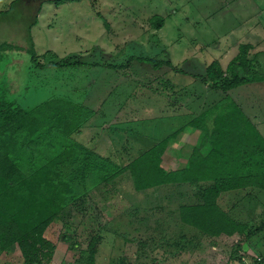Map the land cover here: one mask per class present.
<instances>
[{
	"label": "rangeland",
	"instance_id": "rangeland-1",
	"mask_svg": "<svg viewBox=\"0 0 264 264\" xmlns=\"http://www.w3.org/2000/svg\"><path fill=\"white\" fill-rule=\"evenodd\" d=\"M11 1L0 0V12ZM35 14L33 65L24 49ZM155 16L163 20L159 30L151 25ZM1 43L22 50L0 53V97L24 110L51 99L84 107L90 116L68 141L110 173L165 138L160 167L184 168L204 137L186 125L221 100L237 105L264 140V82L223 93L194 78L208 67L224 72L241 44L264 62V0H43L38 8L20 0L0 16ZM68 56L84 65L52 64ZM208 149L199 146L201 154ZM89 181L80 179V197L44 231L51 255L35 264H85L89 244L94 264H264L261 191L217 199L221 211L245 226L248 240L238 246L237 234L210 237L179 221V207L196 202L197 186L136 192L126 172ZM0 264L24 263L11 246L0 250Z\"/></svg>",
	"mask_w": 264,
	"mask_h": 264
},
{
	"label": "trees",
	"instance_id": "trees-1",
	"mask_svg": "<svg viewBox=\"0 0 264 264\" xmlns=\"http://www.w3.org/2000/svg\"><path fill=\"white\" fill-rule=\"evenodd\" d=\"M19 1H11L8 10L1 11L0 16L8 14ZM65 1L77 0H53L55 5ZM36 14L27 22L24 49L33 65L36 61L29 30L36 24ZM162 24L161 17L151 18L153 29L159 30ZM250 49L248 44L238 45L224 72L208 67L204 76L194 78L210 83L212 89L223 93L264 82V62L261 56L249 55ZM12 50L22 48L0 44V53ZM138 60L154 67L159 65L149 59ZM52 64L58 68L84 65L69 56ZM165 65L170 67L168 63ZM223 102L219 101L186 125L202 132L204 137L184 168L166 172L160 167V156L168 141L165 138L110 173L98 161L87 162L85 147L73 146L68 141L90 116L84 107L51 99L24 110L0 97V250L15 246L24 264L48 259L52 248L43 237L44 231L80 197V179H90L96 185L124 172L131 178L136 192L163 185L197 186L196 202L179 207V221L210 237L237 234L238 246L247 242L245 226L233 222L221 211L217 199L225 193L249 189L264 193V140L237 105ZM204 142L209 149L201 154L199 146ZM88 249L85 264H94L91 244Z\"/></svg>",
	"mask_w": 264,
	"mask_h": 264
},
{
	"label": "water",
	"instance_id": "water-1",
	"mask_svg": "<svg viewBox=\"0 0 264 264\" xmlns=\"http://www.w3.org/2000/svg\"><path fill=\"white\" fill-rule=\"evenodd\" d=\"M35 1H36V8H38L39 5L41 4V2H40V0H35ZM44 1H52V0H44Z\"/></svg>",
	"mask_w": 264,
	"mask_h": 264
},
{
	"label": "flooded vegetation",
	"instance_id": "flooded-vegetation-1",
	"mask_svg": "<svg viewBox=\"0 0 264 264\" xmlns=\"http://www.w3.org/2000/svg\"><path fill=\"white\" fill-rule=\"evenodd\" d=\"M30 2H33L36 6V1L35 0H29ZM53 1V0H52ZM40 2H42V0H40Z\"/></svg>",
	"mask_w": 264,
	"mask_h": 264
},
{
	"label": "crops",
	"instance_id": "crops-1",
	"mask_svg": "<svg viewBox=\"0 0 264 264\" xmlns=\"http://www.w3.org/2000/svg\"><path fill=\"white\" fill-rule=\"evenodd\" d=\"M190 130H192V132H194V133H197L198 132V130H193V129H190Z\"/></svg>",
	"mask_w": 264,
	"mask_h": 264
}]
</instances>
